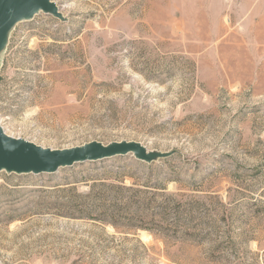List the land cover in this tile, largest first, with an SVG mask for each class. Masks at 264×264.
Instances as JSON below:
<instances>
[{
  "label": "rangeland",
  "instance_id": "374dc122",
  "mask_svg": "<svg viewBox=\"0 0 264 264\" xmlns=\"http://www.w3.org/2000/svg\"><path fill=\"white\" fill-rule=\"evenodd\" d=\"M51 1L0 46L3 132L164 156L0 170V264H264V0Z\"/></svg>",
  "mask_w": 264,
  "mask_h": 264
},
{
  "label": "water",
  "instance_id": "95a60500",
  "mask_svg": "<svg viewBox=\"0 0 264 264\" xmlns=\"http://www.w3.org/2000/svg\"><path fill=\"white\" fill-rule=\"evenodd\" d=\"M59 17L51 0H0V46L7 29L19 19H29L38 12ZM131 154L139 160L150 161L163 154L147 152L134 141H112L102 144L90 141L80 146L47 149L32 142L6 135L0 127V170L15 173H50L75 163L93 162L119 155Z\"/></svg>",
  "mask_w": 264,
  "mask_h": 264
},
{
  "label": "trees",
  "instance_id": "16d2710c",
  "mask_svg": "<svg viewBox=\"0 0 264 264\" xmlns=\"http://www.w3.org/2000/svg\"><path fill=\"white\" fill-rule=\"evenodd\" d=\"M119 188V187H118ZM123 188V187H122ZM121 188V189H122ZM125 188V187H124ZM123 188V189H124ZM127 189H131V188H127ZM124 209V207H117V205H113V207L112 208H108V209H105V210H102V211H100L98 214H97V216H96V218H98L99 220H102V221H108V222H110L114 227H116L117 225V222L119 221V220H122V218L123 217H121V214H122V211L121 210H123ZM96 210V209H95ZM84 212H86V213H84V214H88V213H91L92 212V210H86V211H84ZM89 216V215H88ZM130 219H132V218H130ZM140 220H138V222H139ZM134 222H136V220L134 219L133 221H132V223H134ZM135 224V223H134ZM137 226H142V223H141V225H140V223H137L136 225H135V227H137ZM117 228V227H116Z\"/></svg>",
  "mask_w": 264,
  "mask_h": 264
}]
</instances>
